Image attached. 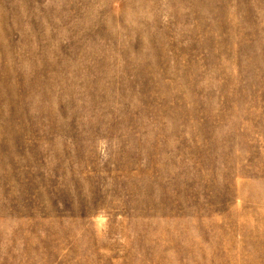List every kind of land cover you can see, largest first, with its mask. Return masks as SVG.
Returning <instances> with one entry per match:
<instances>
[{
  "label": "rangeland",
  "instance_id": "rangeland-1",
  "mask_svg": "<svg viewBox=\"0 0 264 264\" xmlns=\"http://www.w3.org/2000/svg\"><path fill=\"white\" fill-rule=\"evenodd\" d=\"M0 264H264V0H0Z\"/></svg>",
  "mask_w": 264,
  "mask_h": 264
}]
</instances>
